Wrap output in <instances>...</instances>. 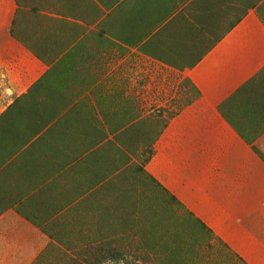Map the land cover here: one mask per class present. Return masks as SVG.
<instances>
[{"label":"crops","instance_id":"1","mask_svg":"<svg viewBox=\"0 0 264 264\" xmlns=\"http://www.w3.org/2000/svg\"><path fill=\"white\" fill-rule=\"evenodd\" d=\"M116 199L166 214L141 260L264 264V0H0L6 253L106 237Z\"/></svg>","mask_w":264,"mask_h":264},{"label":"rangeland","instance_id":"2","mask_svg":"<svg viewBox=\"0 0 264 264\" xmlns=\"http://www.w3.org/2000/svg\"><path fill=\"white\" fill-rule=\"evenodd\" d=\"M113 208L119 211L113 213L112 228L107 231V233H110L109 235L106 233L105 237L103 228L89 230V232L87 230H78L80 237L76 235L77 230H68L69 237L74 236L76 240V243L74 241L75 244L53 245L52 249L49 248L38 260L30 264H168V262L140 259L141 255H138V252L141 251V248L137 245L136 235L138 230L135 225L136 222H141L142 220L146 223V221L150 222L151 220L164 218L166 214L161 211L153 213L150 210L147 211V209H145V212L140 213L138 207L122 205L120 199L115 200ZM123 208L127 212L122 211V213L120 210ZM176 209V219H182L186 214L181 212L178 207ZM121 215H123L124 221L121 220ZM1 241L0 239V264L29 263L21 259V254L6 253L7 247ZM144 250L146 249L144 248ZM205 255L203 257L207 258L213 254ZM8 256L10 257L9 259ZM13 258H16V260ZM173 263L183 264V262ZM203 263L213 264L216 261H207L206 263L205 260L201 262L197 259L194 262H186V264Z\"/></svg>","mask_w":264,"mask_h":264}]
</instances>
